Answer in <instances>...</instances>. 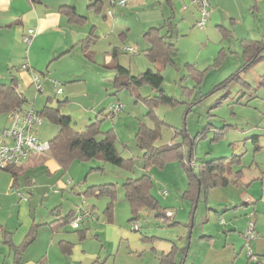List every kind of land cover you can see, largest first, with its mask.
Listing matches in <instances>:
<instances>
[{
  "label": "rangeland",
  "instance_id": "374dc122",
  "mask_svg": "<svg viewBox=\"0 0 264 264\" xmlns=\"http://www.w3.org/2000/svg\"><path fill=\"white\" fill-rule=\"evenodd\" d=\"M118 1L106 0L101 7L100 16L102 18L106 14L105 20L108 21V26L113 32L110 37L118 36L123 30L126 34L114 41L115 44L113 43L110 47L109 42L112 38L108 40L100 29L95 31L93 29L95 33L92 34L95 40L90 44V49L95 52L94 62L82 58L79 43L74 47L75 50L73 49L71 56L51 62L45 73L40 72L46 67L42 60L41 68L32 69L33 74L38 77V84L41 85L42 91L38 92L34 83L29 89L24 86L22 91L27 102H24L22 107L40 111L47 102L48 96L52 100L47 105H56L58 100H62V95L56 93L52 82L54 79L57 82L62 80H59L55 74L62 73L66 69H74L87 80L88 86L91 87L90 92L98 96L95 102L100 101V94L107 96L109 102L104 103L105 112L109 111L111 103H113L112 106H120L112 115L98 116L99 119L105 118L100 128L102 131L114 129L116 149L125 159L132 158L133 164L131 161V167L121 168L97 159L74 161L63 175L61 170L52 175L45 172V167L37 166L24 174L30 180V185L27 187L23 176L19 177V186L8 189L9 195L15 194L16 198L23 195L28 198L33 213L52 219L49 213L59 203L63 204L62 215L73 210L68 219L69 223L64 228L66 232L53 234L52 245H48L45 238L41 239L38 236L36 242L24 254L23 259L37 261L43 253L42 264H47L49 261L52 264H58L59 261L65 260L66 257L59 252L54 242L59 237L77 238L74 233L76 228H73L71 220L88 206L94 205V218L91 221L90 231L102 229V237L106 228H111L109 232L112 234H118L119 230L120 233L125 232V236L130 233L129 239L125 236L122 240L118 236L110 239L111 233H109V239L104 238L106 241L104 247L108 253L100 257L98 260L100 264L105 259L103 264H159L156 251L167 252L173 245L184 249V254L182 255V251H179L181 253L178 256V259H183L182 264H264V60L244 74L243 79L247 86L232 84L225 99L221 98L226 94L225 88H217L221 81L239 67L238 40L264 39V0H207L209 17L203 29L192 24L194 18L190 12L195 13L192 0H173V11H170L166 0H153L152 6L157 8L153 12L135 1L127 0L124 5L118 4ZM159 1L161 6L158 4ZM133 6L137 8L135 12L130 9ZM184 6L189 8L187 12ZM160 9L165 12L164 20L158 19L153 25L162 26L164 21L170 19L172 41L178 50L174 57V65H168L162 69L164 79L162 89L168 95L175 97L176 101L172 105L159 104L155 108V114L162 122L160 123L161 136L155 145L176 142V139L172 138L175 129L180 130L183 127L190 138H193L209 126L210 130L206 133V137L196 141L192 156L193 166H198L201 161L211 158L240 156V162L235 163L233 169L242 170L241 185L230 184L226 187L211 188L206 192L201 190L194 207L183 197L187 179L177 161H167L161 165L152 162L144 163L143 153L136 145L135 132L140 122L146 123L149 127L154 126V123L144 117L146 107L143 102L137 101L128 90H119L115 94V88L108 81L112 79L113 71L103 66V63L109 59L108 51L110 52L115 45L122 48V43L126 42L125 45H129L127 47L133 51L127 50L130 54L127 52V54H121L119 61L121 60L127 67L129 65L131 74L138 73L133 67L134 61L137 62L139 71L146 70L145 66H141V61L150 63L142 53L143 47L146 46L142 32L149 26H142V22L147 16L150 19L161 17ZM146 10L148 11L145 12ZM218 11L224 14V23L219 20ZM110 24H113L114 29ZM217 24L225 26L230 31V36H223ZM92 25L90 24L86 29L84 37H88ZM123 25L124 29L121 27ZM72 28L79 27H70ZM207 28L210 29L207 31ZM166 30L167 27L163 28V33ZM61 35L63 33L59 31L57 37L61 38ZM64 36L68 38L65 33ZM52 39L54 37L49 38L50 41ZM47 42L38 44L37 54L40 48L48 46ZM24 44L23 49L12 47L11 50L15 56L23 55L22 64L27 61L32 43ZM219 58H222L221 63L220 60L216 61ZM21 60L18 59L17 63ZM186 62L195 63L199 70L205 71L202 83L195 88L193 78L184 67ZM11 67V70L15 72V68ZM9 81L6 64L1 62L0 83ZM185 87L192 90L190 96L183 94V91L188 90ZM105 88L108 89L106 94L103 92ZM138 93L142 96L153 95L156 92L144 85L135 90V94ZM80 103L86 105L87 101L80 97L77 101L68 104L67 108L70 111L77 110L82 107ZM100 107L103 106H98L95 113ZM7 126L8 116L0 113V129ZM36 130L39 139L45 142L57 134L58 127L43 117L41 125ZM217 132H221V136L212 141L211 138ZM256 134L259 135V148H256L251 140V137ZM97 164L103 165V170L91 171L90 169ZM145 170L150 173L152 196L169 212L165 211V218H157L154 213L145 209L140 211L136 221H130L132 214L130 204L124 195L123 182L126 178L140 177ZM0 176L10 179L5 171H0ZM58 179L64 182L69 181V185L62 191L56 183ZM109 182L116 183L115 198L111 199L105 194L97 195L98 192L95 191L90 192L91 185ZM1 189L2 187H0V193ZM9 195L0 194L2 218L8 212V203H11V199L14 200V197ZM244 203H247L246 207ZM108 207H110L109 210H107ZM109 211L112 212V227H106ZM171 214H173L172 218ZM86 222L80 221L79 229L87 225ZM249 222L255 224V237L250 241V249L255 260L249 259L246 255L247 247L243 234ZM135 224L138 225V231L133 229ZM140 233L148 237L145 244L155 249L148 248L141 252V249L134 247L135 244L137 245L134 238L140 237ZM140 241L138 245L141 244ZM46 246L50 247L46 250ZM0 264H13L12 251L2 243L1 238Z\"/></svg>",
  "mask_w": 264,
  "mask_h": 264
},
{
  "label": "crops",
  "instance_id": "0c3cea01",
  "mask_svg": "<svg viewBox=\"0 0 264 264\" xmlns=\"http://www.w3.org/2000/svg\"><path fill=\"white\" fill-rule=\"evenodd\" d=\"M105 1L106 0H104V3H105ZM133 1L138 2V4L141 3L143 5V8L149 9L151 12H153L154 10L157 9L154 6H152L153 0H133ZM85 4H86V7H85ZM88 4H89V0H0V63L3 62L4 64H6V68L8 70V76H10V81L8 83H0V84H5V85L13 84L15 86L16 90L25 99L24 102H27V98L24 95L22 88L24 86H26V88L29 89V87L32 85L33 77L35 76V74H33L32 69L34 70L36 68H41L42 67V60H44L43 63L46 64V67L43 71H40V72L45 73L48 71V68H49L51 62L56 61V60L63 58V57L67 58L68 56H71V54H72L71 52L73 51L74 47L77 46L76 44H78L81 40L86 38V37H84V35L87 32L86 29L89 27L90 24H93V25H92L91 29L89 30L88 35L90 33H93L95 30L100 29V31L107 36L106 39L109 40L110 38H112V40L109 42L110 47L113 45L114 41H116L117 39H120V37L122 35L126 34V32L123 30V31L119 32L120 34L118 36L116 35V36L110 37V35L113 32L110 30V27L108 26V21L105 20L106 14H104L101 18L100 11H96V10L88 8ZM158 4H159V6H161L160 1L158 2ZM166 4L170 8V11H173V0H171L170 4H168L167 2H166ZM69 8H72L76 14H78L80 16H84L85 21L84 22H76V21L70 22L69 18L67 16V12L70 10ZM130 9H133L134 10L133 12H135V10L137 8H136V6H133ZM194 9H195L194 14H191V12H190V15H192V17L194 18L193 23H192L193 26H195L196 20L198 18V11H197V8L195 5H194ZM184 10L187 12L189 10V8L184 6ZM147 11L148 10H146L145 12H147ZM160 11H161V17L157 16L156 18L150 19L147 16L144 19L145 21L142 22L143 23L142 26H149L148 28L156 27L155 25H153V24H155L154 22L158 21V19L160 20L161 18L164 20V17H165V12L162 9H160ZM212 15L214 17L213 11H212ZM223 15L224 14L222 12L218 11V16L220 18L219 20L224 23L225 19L223 18ZM112 19H114V15H112ZM168 20H170V19H168ZM165 22L166 21H164V23ZM111 23H113V21H111ZM171 24H172V22H171ZM76 26L79 28L78 29H76V28L70 29V27H76ZM110 26L112 27V29H114L113 24L112 25L110 24ZM162 26H159V27H162ZM218 26L220 28L219 31L222 33L223 36H225V37L230 36V31L225 26H222L220 24ZM121 27L123 29L125 28L124 25ZM31 28L34 29V36L32 37V40L30 42V43H32L30 54L26 58L27 59L26 63L28 64L29 68L23 70V69H21V66H22V60H21L22 58L21 57H23V55L20 54V55L15 56L11 50H12V47L23 49L22 46L25 44L22 41V37L26 34L27 30L31 29ZM93 29H94V31H93ZM209 29L207 28V31ZM128 30L129 29H127V31ZM146 30H144V31H146ZM59 31H62V33H63V35H61V38L57 37V34ZM143 32H142V34H143ZM64 33L68 36V38H66L64 36ZM161 33H163V29L161 30ZM50 37H54V39H52L50 41L49 40ZM80 38H82V39H80ZM243 39H247V40H251V41L264 40V39L253 40L250 38H242V39L238 40V44H239V48H240V63H239V67L237 68V70L240 68V66L242 65V62H243L242 48H241V44H240L241 40H243ZM46 41H48L47 43H49L48 46H43L42 48H40L39 49L40 52H39V54H37L38 53V48H37L38 44L39 43H46ZM125 44H126V42L122 43V45H121L122 48H120L116 45L113 46V48H117L119 50V52H120L119 56L121 54H124V53L130 54L127 51V49L130 47H127L129 45H125ZM174 45H175V43H174ZM147 47H148V44L146 43V46L143 47V51H142L144 56H145L144 51L147 49ZM175 47L177 48L176 45H175ZM79 48L81 50V47H79ZM177 50H178V48H177ZM91 52H93V54H94V61H95V52L93 50H91ZM108 54H109V51H108ZM81 56L83 59L86 60V58L82 55V52H81ZM108 56H109V59H107V61H105L103 63L104 67H106V65L110 63L111 57H110V55H108ZM119 56H118V61H119ZM174 57H173L172 63L168 64V65H174ZM18 59L21 61H18V63H17ZM219 59H220V63H221L222 58H219ZM94 61H92V62H94ZM47 62H49V63H47ZM119 63L121 65H123L124 67H127L121 60L119 61ZM133 63H134L133 67L135 68V70H137L136 72L141 73V71H139V67H138L137 62L134 61ZM168 65H165L164 67L160 68V67H157L151 63L148 64L147 62L145 63V62L141 61V66H145L146 70L147 69H152V70L159 69L161 74H162V69H164ZM11 66H13V68H15V72H14V70H11V68H12ZM184 67L186 69H188V73H189V76L191 78H192V71L191 70H194L197 72H203V73L205 72V71L199 70L195 63L186 62ZM106 68L110 69L109 67H106ZM127 68L129 69V71H131L129 65ZM235 72H233V73H235ZM233 73H230L229 75H231ZM55 75L59 80H62L60 82L58 81V83L61 84V93L56 92L57 94L62 95V100H58V101H65L63 106H61V109H60L61 113L68 115L71 118L72 127L75 130H77V131L83 130L88 124L95 121V119L97 118L98 111H100L102 109L105 110L104 103L109 102V100H107V96L106 95L103 96L102 94H100L99 95L101 97L100 101H98V103L95 102L94 101L95 98H98L96 93L90 92L91 87L88 86L87 80L84 79V77H82V75L80 73H78L77 71H74V69H72V68L63 70L62 73H59V74L57 73ZM133 75H136V74H133ZM113 77H114V71H113ZM113 77H112V79H110L108 81L111 82L112 86L114 87ZM53 81H56V79H54ZM202 81H203V78L199 84H201ZM193 82H194V85H193L194 88L197 85L199 86V84H197V82L195 81L194 78H193ZM185 88H187V87H185ZM187 89H188L187 91L191 92L190 93V95H191L192 90L190 88H187ZM101 90H102V88H101ZM104 90H103V92L106 94V91L108 89L105 88ZM120 90H126V89H120ZM135 90L136 89H134L133 91H129V90L128 91L134 96V98H136L137 101L141 100L140 97L144 98L146 96H152V95H142L141 96L139 93L135 94ZM137 90H138V88H137ZM41 91H42V87H41ZM117 91H119V90H117L115 88V94ZM190 95H187V96H190ZM80 97L84 98L87 101V104L82 105L80 103V106H82L81 108L74 110V111H70L67 108L68 104H71L73 101H77ZM103 97H105V98H103ZM46 98H47V102L43 105V107L49 106L47 104L50 100H52V98L50 96H48ZM57 102H56V104H57ZM111 104L113 105V103H111ZM54 106H56V105H54ZM54 106H50V107H54ZM98 106H103V107H100L97 110V112L95 113V110H96V108H98ZM111 106H109V108H108L109 111L111 109ZM43 107H41V108H43ZM4 115H7V114H4ZM102 116H104V115H102ZM97 119H99V118H97ZM102 119L104 120L105 118H102ZM103 120H102V122H103ZM105 131H103V132H105ZM36 135L38 137L37 130H36ZM256 136L259 138V135L256 134ZM258 144H260V143L258 142ZM191 163L193 164V162H191ZM37 166L45 167V172H47L48 174H52V175L56 174L59 170L62 171V175H63V172H66L65 170H67V169H63L50 156L49 152L41 154V155H36V154L31 155L23 163V165L20 167V174L15 179L13 178V176L8 171H5V172H7L9 174L10 179H7L5 176H0V187H2V189H1L2 191L0 194L1 195L4 194L5 196H6V194L9 195L10 192H8V189L18 187L19 186V182H18L19 177H21V176H23L25 186L26 187L29 186L30 180L27 177H25L24 174L26 173V171L34 169ZM234 166H233V168H234ZM194 167L196 168L197 165H194ZM95 169L102 171L103 165L97 164L95 167H92L90 170L92 171ZM233 170L238 171L240 169H233ZM1 171H4V170H1ZM89 172L90 171H88V173ZM147 173L150 175V173L148 171H147ZM241 176H242V174H241ZM56 183L59 186L61 191L64 190L67 185H69L68 184L69 181L64 182V181H62V179H58ZM109 183H112V182H109ZM103 184H106V183H103ZM112 184L116 185V183H112ZM97 185H101V184H97ZM97 185H91V187H95ZM231 185H233V184H231ZM240 185H241V177H240V181L238 182V184L234 185V186H240ZM186 188H187V185H186ZM186 188H185V190H186ZM217 188H220V187H217ZM90 190H92V189H90ZM90 192L92 193V191H90ZM95 192H97V191H95ZM200 192H201V189L199 190V193ZM9 196H13L14 200L11 199L12 200L11 203L10 202L8 203V205H7L8 212L6 213V215L3 218L0 216V238L2 240V243L5 244L12 251V262H13V264H14V258L16 257V252H19L20 264H42V260L44 258L43 253H41V255L37 261H34L33 259L30 261H25L23 259V256L26 253V251L28 250V248L36 242V239L38 236L41 239L45 238L48 245H52V242L54 240L53 234H55V233L60 234V233L66 232L64 228L69 223L68 219L71 216V214L73 213V210H69L66 214L62 215L61 210L63 208V204L59 203L58 206H55L52 208V210L50 211L51 214L49 213V215L53 218L52 219H50L49 217L45 218L43 216L37 215L36 213L32 212L33 211L32 207H31L32 205H31L28 198H27V200H23L21 197L23 195L19 196V198H16L15 194L9 195ZM155 200L158 202L157 199H155ZM186 201L189 202L188 200H186ZM244 205L246 207L247 203H244ZM159 206L161 208H163L164 211H168L166 208L162 207L160 204H159ZM237 206H235V208ZM84 210H89V216H86L82 220V221H87L86 222L87 225H84L81 229H79V226L77 227V229H75L74 233H76L77 238L74 237V238L64 239L63 237H59V239L54 242V245L58 248L59 252L66 257L65 260L59 261L58 264H94V263L100 264V262L98 261L100 259V257L103 256V254L108 253L104 246H106L105 245V242H106L105 239L110 238L109 233H111V232H109V231L111 228H106V230L103 233L104 237H102V229H98V231L96 229H94L93 231H90L91 221L94 218V213H93L94 205H90V206H88V208H86ZM172 217H173V214H171V218ZM112 219L113 218H112V212H111V219L110 220L107 219L108 225L106 227H109V226L112 227L113 226L111 224ZM170 220H172V219H170ZM173 222H176V221H173ZM88 233L90 234L89 236H88ZM119 233H120V230H119L118 234ZM118 234L117 233H114V234L111 233L110 239H114L118 236V238L122 240V238H124V236H125V232H123V231L120 233V235H118ZM139 235H140V237L136 236V238H134L137 241V245L135 244L134 247H136V248L138 247L139 249H141V252L145 251L148 248L155 249V247H152V246L145 244V242H147V240H148V237L143 236L141 233ZM60 236H62V235H60ZM132 236L134 237V235H132ZM125 238L129 239L130 233H128V235H126ZM140 240H142L143 242H141ZM139 241L141 242V244L138 245ZM25 244H26V246L24 248H22V246H24ZM63 244H70L71 247H70V251L68 254H64L62 252L61 246ZM128 246H130V245H128ZM173 246H175V245H173ZM173 246H171V248ZM48 247H50V246H46V250L48 249ZM175 247L177 248L176 258L178 259L179 258L178 256L181 253L179 251H183V249H179L177 246H175ZM171 248L167 252L162 251V252L158 253L156 251L157 258H159V256L161 254L168 253L171 250ZM105 260L103 261V263L105 262ZM47 264H52V263H50V261H49V262H47Z\"/></svg>",
  "mask_w": 264,
  "mask_h": 264
},
{
  "label": "trees",
  "instance_id": "16d2710c",
  "mask_svg": "<svg viewBox=\"0 0 264 264\" xmlns=\"http://www.w3.org/2000/svg\"><path fill=\"white\" fill-rule=\"evenodd\" d=\"M170 4L171 0H166ZM113 3V2H112ZM104 0H89L88 8L100 11ZM67 12L70 22H84L85 17L74 12L72 8ZM167 27L166 33L161 30ZM172 24L167 20L162 27H150L143 32V40L148 44L145 52L147 60L157 66L164 67L171 64L173 57L176 55L177 48L172 41ZM91 36V37H90ZM95 40L92 33L88 37L79 42L82 55L94 61V54L90 50V44ZM242 48V65L233 74L229 75L221 81L217 88H225L226 94L221 98L225 99L229 94V88L232 84L247 86L243 76L246 72L256 66L261 60H264V40L251 41L243 39L240 42ZM120 52L117 48L110 50V63L106 65L114 71L113 85L117 90L126 89L133 91L141 86L147 85L156 93L152 96H146L140 99L145 104L146 112L144 117L152 120L154 126L149 127L146 123L140 122L135 132V141L138 148L143 153L144 163L163 164L167 161H177L184 170L187 179V188L183 192V197L194 207L199 190L207 191L211 188L226 187L229 184L237 185L240 181L242 170L234 171V164L240 162V156L232 158L216 157L206 161H201L195 168L191 163L193 161V150L196 141L206 137V133L210 130L206 126L201 132L190 138L186 130L182 127L180 130H174L173 139L176 142L156 146L155 143L161 136L159 119L155 114V108L159 104L172 105L176 99L168 95L162 89L163 76L159 69H147L144 72L133 75L127 67L121 65L118 61ZM217 59L216 61H219ZM192 71V78L197 84L202 80L203 72ZM198 86V85H197ZM190 91H183V94L190 95ZM139 97V96H138ZM25 99L16 90L13 84H0V113L7 114L13 109L21 108ZM65 101H58L56 106H44L37 113L43 118L46 117L52 123L57 125V134L48 142L50 143V156L63 168L67 169L74 161H86L97 159L102 162L111 163L115 166L126 168L131 167L133 159H125L115 147V132L113 128L103 132L100 128L103 119H97L99 115H112V111H98L95 121L88 124L83 130H75L72 127L71 118L61 113V106ZM221 132H217L211 138L212 141L221 136ZM180 139H177V138ZM251 140L259 148V138L252 136ZM20 167H10L4 169L8 171L15 179L20 174ZM115 184L106 183L91 187V191H97V195L105 194L107 197L115 198ZM152 181L150 175L145 170L142 175L136 179L127 178L123 182V190L126 200L130 204L131 219L136 221L141 210L147 209L155 214L157 218H165L166 212L161 208L158 202L151 194ZM200 187V188H199ZM111 205V202H110ZM110 207L107 208L109 210ZM67 217V216H66ZM107 219H111V211L107 215ZM22 246V248H24ZM70 244H63L61 250L64 254L70 251ZM184 251V249H183ZM182 251V255L184 254ZM177 248L173 246L166 254H161L158 258L159 264H182L183 259L176 258ZM180 260V261H179ZM14 264H20L19 252H16Z\"/></svg>",
  "mask_w": 264,
  "mask_h": 264
},
{
  "label": "built area",
  "instance_id": "2783aa9c",
  "mask_svg": "<svg viewBox=\"0 0 264 264\" xmlns=\"http://www.w3.org/2000/svg\"><path fill=\"white\" fill-rule=\"evenodd\" d=\"M133 1V0H131ZM127 0H119L118 4L124 5ZM192 3L196 6L198 11V18L195 26L199 29H203L209 13L207 11V0H192ZM109 14V12H108ZM34 36V29H28L26 34L22 37V41L26 44H30L32 37ZM128 51L133 49L128 48ZM29 66L25 62L22 64L21 69H28ZM33 83L36 84L38 92H41V86L38 84V77H33ZM53 88L56 89L57 93L61 92V84L57 81L52 82ZM120 106L114 105L110 111L114 112L119 109ZM8 126L4 129H0V171L10 167L22 166L23 163L31 155H41L49 152L50 143L48 141L40 140L36 135V128L41 125L42 117L33 108L23 109L16 108L7 113ZM23 200H27L26 197L21 196ZM86 216H89V210H84L78 216H75L71 220L73 228L79 226V222L82 221ZM134 230H138V225L133 226ZM247 247L246 255L249 259L255 260L250 249V241L255 237V224L249 222L243 234Z\"/></svg>",
  "mask_w": 264,
  "mask_h": 264
}]
</instances>
